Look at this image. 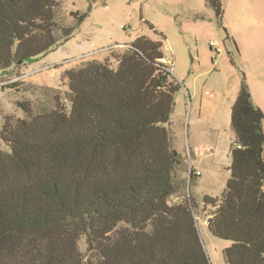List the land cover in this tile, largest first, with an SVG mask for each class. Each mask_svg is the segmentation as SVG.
<instances>
[{"label": "trees", "instance_id": "obj_1", "mask_svg": "<svg viewBox=\"0 0 264 264\" xmlns=\"http://www.w3.org/2000/svg\"><path fill=\"white\" fill-rule=\"evenodd\" d=\"M221 0H207L220 20ZM63 0H0V73L67 43L92 12ZM152 30H156L150 24ZM137 36L103 61L62 73L68 89L29 85L0 140V264H213L200 235V175L175 147L180 83L163 35ZM244 78L232 105V164L206 195L225 264H264V111Z\"/></svg>", "mask_w": 264, "mask_h": 264}, {"label": "rangeland", "instance_id": "obj_2", "mask_svg": "<svg viewBox=\"0 0 264 264\" xmlns=\"http://www.w3.org/2000/svg\"><path fill=\"white\" fill-rule=\"evenodd\" d=\"M221 2L220 20L207 0H63L68 19L92 5L80 30L36 62L0 73L1 131L5 116L22 117L17 102L34 99L29 85L66 91L65 70L103 61L137 36L163 35V52L181 85L171 117L175 147L189 169L201 172L191 191L200 203V235L213 264H225L222 251L230 242L211 234L202 200L221 197L231 177L232 105L244 78L264 111V0ZM0 149L9 150L1 140Z\"/></svg>", "mask_w": 264, "mask_h": 264}, {"label": "crops", "instance_id": "obj_3", "mask_svg": "<svg viewBox=\"0 0 264 264\" xmlns=\"http://www.w3.org/2000/svg\"><path fill=\"white\" fill-rule=\"evenodd\" d=\"M250 91H251V93H252V96H253V99H255V95H254V92L250 89ZM254 102H255V100H254ZM256 106H257V104H256V102L254 103ZM259 107V106H258ZM227 248V247H226Z\"/></svg>", "mask_w": 264, "mask_h": 264}, {"label": "built area", "instance_id": "obj_4", "mask_svg": "<svg viewBox=\"0 0 264 264\" xmlns=\"http://www.w3.org/2000/svg\"><path fill=\"white\" fill-rule=\"evenodd\" d=\"M196 174L201 176V172L200 171H196Z\"/></svg>", "mask_w": 264, "mask_h": 264}]
</instances>
